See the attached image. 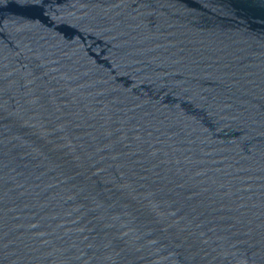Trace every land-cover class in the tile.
Segmentation results:
<instances>
[{"label":"water","instance_id":"water-1","mask_svg":"<svg viewBox=\"0 0 264 264\" xmlns=\"http://www.w3.org/2000/svg\"><path fill=\"white\" fill-rule=\"evenodd\" d=\"M0 264H264V0H0Z\"/></svg>","mask_w":264,"mask_h":264}]
</instances>
